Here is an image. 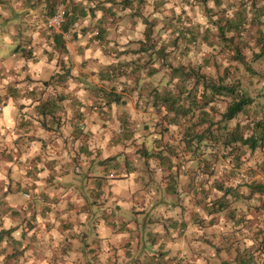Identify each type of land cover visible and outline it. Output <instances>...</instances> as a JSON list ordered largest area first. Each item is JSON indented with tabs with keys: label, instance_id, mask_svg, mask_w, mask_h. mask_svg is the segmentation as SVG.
Listing matches in <instances>:
<instances>
[{
	"label": "crops",
	"instance_id": "crops-1",
	"mask_svg": "<svg viewBox=\"0 0 264 264\" xmlns=\"http://www.w3.org/2000/svg\"><path fill=\"white\" fill-rule=\"evenodd\" d=\"M93 1L98 0H0V230H12L6 240L19 247L24 239L45 238L54 253L63 248L67 264L70 253L82 260L95 246L102 247L104 264H216L236 249L243 252L240 264H264L263 243L254 250L259 259H250L246 250L252 246L239 249L228 234L202 232L198 222L211 214L208 208L204 215L194 192L200 173L186 167L179 173L177 152L166 151L169 159L137 153L144 143L158 149L151 147L158 131L131 128L128 114L102 119L116 103L98 107L103 96L88 92L87 56L73 66L75 48L84 54L88 47L78 43L76 23L52 34L45 29L60 5L69 2L73 11ZM8 56L13 60L5 64ZM66 68L67 86L53 89L52 77ZM95 75L100 78L98 69ZM103 143L111 152L101 149ZM74 247L83 252L76 255Z\"/></svg>",
	"mask_w": 264,
	"mask_h": 264
},
{
	"label": "rangeland",
	"instance_id": "rangeland-1",
	"mask_svg": "<svg viewBox=\"0 0 264 264\" xmlns=\"http://www.w3.org/2000/svg\"><path fill=\"white\" fill-rule=\"evenodd\" d=\"M92 3L93 5L88 3L86 8L94 7V1ZM58 8H63L66 12L72 10L69 2L60 5ZM239 8H245L244 13L248 16L249 21L253 16H258V19L263 22L261 26L264 30V15H261L262 10L264 9V0H147L146 10L142 11V13H140L138 9V11H136L137 15L133 16L132 11H127L123 14L121 20L115 17L108 20L106 25L110 27L108 35L109 41H93L96 29H93L91 24L96 20L94 16L90 15L86 19L80 18V21L75 24L76 28L74 27V29L77 33L81 32L78 43L82 42V46L87 43L88 47L84 54H79V49L77 47L72 54L69 50V54L72 56L71 61L73 62V66L76 65L79 67L83 61V57L87 56L88 58V68H86L88 70L87 73L90 75V79L88 80V92L92 91L98 97L102 95L103 98H105L102 89L111 90L112 88H115L117 92H123L126 96V103L128 104L120 106L114 104L111 110L109 107H106L104 114L101 115L102 119L114 120L122 114H128L129 119L132 120L131 124L133 126H131V128L139 127L142 130L146 127V131H159L163 135V140L166 144H169V142L173 144L178 142L176 150L177 157H179V164L181 166L183 165V168H198L197 170L200 173L199 184H205H200L199 188H205L204 190L206 191H203L202 196L204 198L206 192L208 199H214L216 194L222 193L213 188L215 181L218 179L230 183V181H233V178L236 177L239 180V178L241 179L244 177L243 175L248 174L247 178L250 177L251 180H253V176L251 177L250 173L255 170L254 180L264 182V147H259L253 154L248 151L246 155L243 156V165L240 168L239 175V169L232 171V156L229 155L228 151H220L217 158L213 157L215 150L211 147L206 148L203 146L200 149L201 153H197L196 155H192V152H186L185 144L182 140L184 127L169 125L168 121L164 119L165 112L159 108L153 107L151 103H149L147 97L149 88L146 86V83L150 82L149 84L151 87L159 84L162 86L163 83H161V78L163 75H166L164 74V71L147 79L146 82L141 79L140 85L138 86L131 81L134 79L129 76L104 82L101 81L98 75H92L97 69L100 71L99 68L102 61H105V65L112 62L113 59L116 58L115 53L117 50L128 49L131 51L137 50L140 47L139 42H136V40L144 38V29L146 28L143 18L139 16L140 14L146 16L149 20H154L156 17L161 19L165 18V20L167 19V21L177 24L176 28H179V37H181V39L178 41L179 45L174 46V39L177 37V34L167 31V29L170 28L168 23L165 27L167 29L165 31H160L159 28L163 26L165 20L160 21L155 29V39L159 41V44L156 45V49L167 45L166 50L162 52V55L167 54V57L169 58H172V56L175 55L176 58L173 59L174 64L186 66L192 64L196 67L202 66L199 68V71L202 75L206 76L207 80H215L229 85L233 83L238 84L246 90L249 95L255 97L256 101L248 109V113H241L235 119L229 121L230 126H236L238 123H252L253 127L254 123L259 119H262L263 116V111H260L259 105H262L264 102V51H262L260 45L264 40H259L257 43L252 36L246 35L245 33L241 38L239 36L234 38L233 34L230 32H221L220 25L215 21L220 17L224 18L227 15H233ZM101 15L102 11L97 9V18ZM178 16L179 21L176 18ZM45 29L51 34L58 30L49 29L46 26V22ZM84 30H86L85 36L83 33ZM136 32L138 33L136 34ZM191 32H199L198 34H200V38L196 43L192 44V47L188 49V51H186V44H188L187 40ZM119 34L122 36H119ZM205 36H207V39ZM231 36L234 38L233 42ZM71 37L72 35L67 39L69 41L71 39L72 41ZM129 40L131 41L130 43ZM24 53L25 51H21V54L18 55L17 58L22 59ZM131 56L130 53L128 55H123V59L121 60L127 61L132 58ZM99 57H101L100 59L102 61ZM6 58L5 64L8 63V61L13 60L11 56ZM99 60L101 61L100 63ZM67 64L69 65V62ZM9 66V68H16L17 64H10ZM8 70L10 71V69ZM163 81L164 80L162 79V82ZM12 82L17 81L12 79ZM70 82L72 83V86H80L77 80H72ZM43 83L44 82H42L40 86L42 88L47 87L44 86ZM54 84L57 86L53 89L58 91L63 90V88L67 86V84L58 80H54L52 86H54ZM141 93L144 94L145 97L139 99V96H142ZM259 96H262V98H258ZM59 97L60 95H56L57 99H59ZM231 100V97H224V99L222 97L221 99H218L217 103L219 109L225 111L226 106L229 105ZM1 102L2 100L0 101V104ZM99 102L102 103H100V106L98 107L106 106L104 101ZM65 114L66 115H63L62 112L61 117H67V111ZM129 122L128 124H130ZM247 132V134H251L252 130L248 131L247 128ZM91 138L92 136L89 137L90 146L93 142ZM132 145L133 142L129 144V147H134ZM107 146L108 144L104 145L103 143L100 147L101 149L103 148L111 152ZM193 156H196V159H193L194 162L189 163L188 158ZM204 158L211 163V168L207 170V173H204L206 171L200 170V166H202L201 160ZM136 168L138 171L144 169L142 165H138ZM234 182V184H237V181ZM202 185H204V187H202ZM249 189V187L239 188L240 191H246L247 193ZM29 195L31 196V194H28V196ZM209 206L206 208L201 206L205 212L204 215L207 214L206 209H208ZM233 206L237 207V211L235 212L236 219L239 220L238 223H235L233 219L227 215L229 211L226 209L223 212L216 213L214 217H211V215L209 218L202 217V222H198V226L203 228L202 232H204V234H228L233 239L235 247L239 249L246 245L253 246L256 244L258 246L261 241L264 244V194L256 193L251 198L240 200L236 203L234 202L232 204V207ZM0 210H2V207H0ZM79 235L81 234H78V236ZM46 240L47 239L45 238H41L37 241H33L31 238L24 239L22 241L23 244L16 247L14 246L16 244L12 239H5L0 243V264H54L49 260L51 257L56 258L55 264H67L66 262L68 261V258L62 253L63 248L60 246L57 253H54L53 250L48 247ZM39 242L40 244L45 242V246L43 245L40 247L37 245ZM228 242H231V239H229ZM72 250L76 255L83 252L81 247H74ZM16 251L17 253H15ZM67 253L68 252H66V254ZM72 253H70L71 263L68 264H85L86 260H88L87 264H94L93 254L87 253L81 260V257L78 259L73 257ZM262 253H264V249L262 250ZM242 254V251L236 249L233 254L228 256L222 255V259L217 257L215 262L216 264H240L239 258L243 256ZM209 255L210 254H208V256ZM258 255L259 254L255 252L254 257L258 258ZM101 258L105 257L101 256ZM261 259H264V256ZM96 264L104 263L98 261Z\"/></svg>",
	"mask_w": 264,
	"mask_h": 264
},
{
	"label": "trees",
	"instance_id": "trees-1",
	"mask_svg": "<svg viewBox=\"0 0 264 264\" xmlns=\"http://www.w3.org/2000/svg\"><path fill=\"white\" fill-rule=\"evenodd\" d=\"M95 4L96 6L94 7H83V9L80 10L67 11L66 20L61 28L66 31L70 26L73 27L75 23L79 22L80 18L86 19L88 16L92 15L96 19L95 22L93 21L91 24L93 29H96L94 38L101 39L100 41L103 42L104 40L109 41L108 35L110 27L106 25L108 20L114 17L121 20L123 14L130 10L133 16L137 15L136 11H138V9L139 12L142 13L147 7V0H98ZM97 9L102 11V15L99 18L96 16ZM244 9L245 8H239L233 15H227L224 18L220 17L215 20L216 23L220 25L221 32H230L233 34L234 38L236 36L241 38L245 33L246 35L252 36L257 43L259 40H264V30L261 26L263 22L258 19V16H253L249 21L248 16L244 13ZM261 15H264V9ZM139 16L143 18L146 27L144 29V38L136 40V42H139L140 47L137 50L131 51L128 49L117 50L115 53L116 57H123V55H128L130 53L132 58L127 61H112L109 64L100 65L99 75L101 81L105 82L129 76L134 79L138 86L140 85L139 77L146 82L147 78L154 77L164 71L166 75H163L161 78V83H163L162 86L159 84L151 87L149 84L150 82L146 83V86L149 88L147 94L149 103H151L153 107L159 108L165 112L164 119L168 121L169 125L184 127L182 140L185 144L186 152H192V155H196L197 153H201L200 149L203 146L206 148L211 147L215 150L213 157L217 158L220 151H228L229 155L232 156V171L239 169L240 175V168L243 165V156L246 155L248 151L253 154L259 147H264V102L262 105H259L260 111H263L262 119L256 121L253 127L252 123H238L236 126H230L229 121L235 119L241 113L249 112L248 109L256 101V98L249 95L248 92L238 84L233 83L229 85L215 80H207L206 76L202 75L199 71V68L202 66L196 67L192 64L188 66L174 64L173 59L176 58L175 55H173L172 58L167 57V54L162 55L167 45L156 49V45L159 44V41L155 39V29L158 22L165 20V18L161 19L156 17L154 20H149L144 15L140 14ZM176 18L179 21V16ZM167 23L170 27L168 29L165 28ZM176 26L177 24L171 23L166 19L163 26L159 28L160 31H165L167 29V31L177 34V37L174 39V46H178V41L181 39V37H179V28H176ZM198 33L199 32H191L189 34L186 51H188V49L192 47V44L196 43L200 38V34ZM233 36H231L232 42L234 41ZM205 37L207 39V36ZM260 45L262 51H264V42ZM57 75L58 78H56V76H53L54 78L52 77L53 81H67L66 79L70 76V69L66 68L63 73ZM162 79L164 80L163 82ZM45 83L48 85L49 82L46 81ZM102 91L105 97L103 99L105 105L111 106L113 103H126V96L123 92H117L115 88L111 90L102 89ZM141 95L143 96L144 94L141 93ZM222 97L223 99L224 97L232 98L229 105L226 106L225 111H221L217 103V100ZM258 98H262V96ZM60 99L62 100L63 98L61 97ZM44 112L47 113V110L45 109ZM247 128L248 131L252 130L251 134H247ZM156 133L158 137L154 138L151 147L158 149L150 151L146 143H144V145H140L139 148L137 146V153L145 158L153 155H161L162 159H169L165 152H177L178 143L173 144L169 142L166 146L161 132L158 131ZM159 134L161 135L160 137ZM188 159H196V156ZM201 162L202 166H200V170L206 171L204 173H207V170L211 168V163L207 161L206 158L201 160ZM183 167V165L181 166L179 164V173L181 170L183 171ZM197 169L196 172L199 173ZM255 172L256 171L253 170L250 173V176H253V180H251L250 177L247 178L248 174L243 175L244 177L241 179L239 178V180L236 177L233 178V181H230L231 184L220 179L216 180L213 188L222 193L216 194L214 199H208L206 192V196L203 198V191L206 190H204L205 188H199V185L204 183H198L194 192L197 194V199L201 202L203 201L204 208L210 205L209 213L211 215L223 212L227 209L229 211L227 215H229L235 223H238L239 220L236 219L235 212L237 211V207H232V204L240 200L251 198L256 193L264 194V182L254 180ZM234 181H237V184H234ZM202 187H204V185H202ZM240 187H249L250 189L247 193L246 191H240ZM11 232L12 230L9 229H1L0 243L3 242L6 237H11ZM261 243L263 242L261 241ZM256 246L255 244L252 248H247L246 250V255H248L250 259L255 258L254 250ZM101 250L102 247L99 246L92 248L91 253H93L94 264L98 261L102 262L100 258ZM17 251L15 253H17ZM55 259V257H51L49 260L51 263L55 264Z\"/></svg>",
	"mask_w": 264,
	"mask_h": 264
},
{
	"label": "built area",
	"instance_id": "built-area-1",
	"mask_svg": "<svg viewBox=\"0 0 264 264\" xmlns=\"http://www.w3.org/2000/svg\"><path fill=\"white\" fill-rule=\"evenodd\" d=\"M65 20L66 11L63 8H58L54 14L47 17L46 26L49 29H59L62 27Z\"/></svg>",
	"mask_w": 264,
	"mask_h": 264
}]
</instances>
